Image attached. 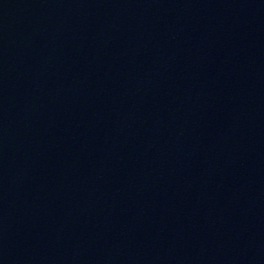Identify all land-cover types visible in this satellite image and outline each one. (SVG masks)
<instances>
[{
	"label": "water",
	"instance_id": "obj_1",
	"mask_svg": "<svg viewBox=\"0 0 264 264\" xmlns=\"http://www.w3.org/2000/svg\"><path fill=\"white\" fill-rule=\"evenodd\" d=\"M0 264H264V0H0Z\"/></svg>",
	"mask_w": 264,
	"mask_h": 264
}]
</instances>
